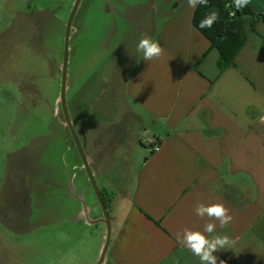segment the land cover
I'll list each match as a JSON object with an SVG mask.
<instances>
[{
    "label": "crops",
    "instance_id": "0c3cea01",
    "mask_svg": "<svg viewBox=\"0 0 264 264\" xmlns=\"http://www.w3.org/2000/svg\"><path fill=\"white\" fill-rule=\"evenodd\" d=\"M96 4L102 14L111 11L115 17L112 23L102 20V48L118 34L120 41L135 44L147 35L163 48L149 61L141 51L128 53L132 60L122 80L121 60L104 66L86 84L94 95L90 114L76 106L87 102L80 99L82 92L71 107V121L110 217L112 235L102 264H200L176 236L185 228L203 231L208 222L217 225L211 236L233 241L214 253L217 264H264V0H250L256 15L244 18L245 43L234 65L225 69L218 50L194 26L199 4L194 9L187 0ZM72 72L67 71V89ZM119 100L124 108L117 116L112 105ZM147 121L154 127L149 147L160 146L153 154L138 150L146 145L139 132ZM41 139L32 144V163L24 158L4 181L0 228L26 235L30 224L67 221L84 229L75 244L68 241L66 249L76 251L85 247L91 229L89 248L96 254L84 264H98L107 225L81 155L72 152L66 167L55 164L53 149L37 145ZM12 169L9 164L7 172ZM197 202L224 204L232 221L221 229L218 221L198 217ZM68 238H74L72 230ZM1 248L4 262L11 264L38 254L31 242L14 249L4 241ZM51 260L49 254L48 264H73L67 257Z\"/></svg>",
    "mask_w": 264,
    "mask_h": 264
},
{
    "label": "rangeland",
    "instance_id": "374dc122",
    "mask_svg": "<svg viewBox=\"0 0 264 264\" xmlns=\"http://www.w3.org/2000/svg\"><path fill=\"white\" fill-rule=\"evenodd\" d=\"M96 1L83 0L73 22L68 67V70L73 69V72L70 89L66 90L70 118L73 100L80 92V99L87 102L85 105L77 103L76 106L83 113L90 114L89 104L94 101V95L86 84L96 78L104 66L116 64V60H121L124 71L119 72L118 77L122 80L132 60L127 56L128 53L132 56L140 53L135 42L120 41L119 34L115 36L116 40L105 42L102 48L106 32L102 30V20L111 21L112 12L102 14ZM74 3L75 0H0V190L4 187L5 179L14 175L18 162L31 157L27 164L32 163V144L36 137L43 138L37 143L40 148L53 149L51 155L55 164L68 166L72 152L78 150L75 139L66 126L60 102L64 35ZM56 14L60 16L57 19L53 17L57 16ZM52 21L59 35H50L54 30L51 24L43 34L41 22L44 24ZM82 67L86 68L81 71ZM77 68L80 71L76 70ZM68 84L67 76V87ZM112 107L117 116L124 108L120 100L116 104L114 102ZM146 124V130L141 129L139 132L146 145L138 149H145V152L149 148V141L154 139V127L148 121ZM10 162L14 171L9 174L7 168ZM30 225L31 232L26 235H16L0 228L4 235V239H0V264H11L3 260L6 259V255H2L1 251L4 241L14 249L24 242L35 245L37 258L33 259L31 256L28 260L18 262L20 264H48L49 254L50 259L56 262L62 259L64 261L67 257L73 264H84L86 258L96 254V249L92 251L89 248L93 235L91 229L84 236L85 247L76 251L75 248L71 250L69 247L67 250L66 247L71 242L75 244V240L82 235L83 228L76 229L67 221L47 226H39L36 223ZM71 230L74 237L72 241L71 238L66 239Z\"/></svg>",
    "mask_w": 264,
    "mask_h": 264
},
{
    "label": "clouds",
    "instance_id": "9594fccd",
    "mask_svg": "<svg viewBox=\"0 0 264 264\" xmlns=\"http://www.w3.org/2000/svg\"><path fill=\"white\" fill-rule=\"evenodd\" d=\"M249 3L250 0H234L237 10L247 7ZM187 4L194 9L198 4L207 6L208 0H187ZM218 19L219 12L212 9L201 20L199 27L211 28ZM137 49L143 53L145 61L157 59L163 54L161 45L147 35L139 40ZM194 212L200 218L208 217L210 221H218L221 229L227 227L233 219L229 209L222 203L204 204L197 202L194 205ZM216 227V223L208 222L204 225L203 231L185 228L182 233H177V242L199 257L200 264H217L218 257L214 253L221 249L230 248L233 241L223 234L211 236L216 231ZM205 233L209 235H205ZM220 264H224V261H220Z\"/></svg>",
    "mask_w": 264,
    "mask_h": 264
},
{
    "label": "trees",
    "instance_id": "16d2710c",
    "mask_svg": "<svg viewBox=\"0 0 264 264\" xmlns=\"http://www.w3.org/2000/svg\"><path fill=\"white\" fill-rule=\"evenodd\" d=\"M212 9L219 12V19L211 28H200L201 20ZM231 13H234L232 17ZM255 15L249 6L237 10L234 0H208L207 6H197L193 18L194 26L210 41L211 47L218 50L222 69L234 65L235 58L245 43V37L240 33V26L243 25L244 18ZM260 16L264 19V15ZM58 17L60 16L57 15L54 18L57 19ZM41 23V32L43 34L47 32L50 24L53 25L52 29H54L50 35H53V33L58 34L53 21L52 23ZM62 51L64 52V47ZM59 55L61 56V54Z\"/></svg>",
    "mask_w": 264,
    "mask_h": 264
},
{
    "label": "water",
    "instance_id": "95a60500",
    "mask_svg": "<svg viewBox=\"0 0 264 264\" xmlns=\"http://www.w3.org/2000/svg\"><path fill=\"white\" fill-rule=\"evenodd\" d=\"M82 0H75V3L73 4V7L71 9L68 21H67V25H66V31H65V43H64V55H63V67H62V81H61V93H60V102H61V108L63 111V114L65 116V123L66 126L69 128V130L71 131V134L73 135L75 142L77 144V148L78 151L81 155V158L83 160V163L85 165V169L87 170L90 179H91V183L92 186L94 188V191L98 197V200L100 202V205L102 207L103 210V214H104V219H105V223L107 225V238H106V242H105V246L103 249V252L101 254V258L99 259L98 264H102L104 261V258L106 256L108 247L110 245V239H111V235H112V228H111V223H110V217L107 211V208L104 205V202L102 200L101 194L98 190V187L96 185V182L94 180V178L92 177V172L90 170V167L88 166L86 157L84 155L83 152V146L79 140V137L77 135V132L74 128V125L71 121V118L69 116L68 113V109H67V103H66V90H67V71H68V64H69V51H70V39H71V30H72V26H73V22L76 16V13L79 9V6L81 4Z\"/></svg>",
    "mask_w": 264,
    "mask_h": 264
},
{
    "label": "built area",
    "instance_id": "2783aa9c",
    "mask_svg": "<svg viewBox=\"0 0 264 264\" xmlns=\"http://www.w3.org/2000/svg\"><path fill=\"white\" fill-rule=\"evenodd\" d=\"M231 17L233 16V13L230 14ZM160 150V146L159 145H152L148 148V152L153 154L155 152H158Z\"/></svg>",
    "mask_w": 264,
    "mask_h": 264
},
{
    "label": "flooded vegetation",
    "instance_id": "af4514ba",
    "mask_svg": "<svg viewBox=\"0 0 264 264\" xmlns=\"http://www.w3.org/2000/svg\"><path fill=\"white\" fill-rule=\"evenodd\" d=\"M82 2V1H81ZM54 14H55V12H53ZM57 15V14H56ZM70 15V14H69ZM54 17H55V15H54ZM68 21V20H67ZM66 25H67V23H66ZM73 27V26H72ZM65 31H66V28H65ZM71 35H72V30H71ZM71 41V40H70ZM64 43H65V35H64ZM63 46H64V44H63ZM63 55H64V52H63ZM69 65V64H68ZM62 81V80H61ZM21 88V87H20ZM23 93V92H22ZM25 151L26 150H24V153H25ZM18 153H20V151L18 152ZM21 155V154H20ZM19 155V156H20ZM27 157V156H26ZM27 161H29V160H31V157H29L28 159H26ZM22 161H23V159H22ZM22 163V162H21ZM20 162H18L17 164H21ZM10 164H11V162H10Z\"/></svg>",
    "mask_w": 264,
    "mask_h": 264
}]
</instances>
